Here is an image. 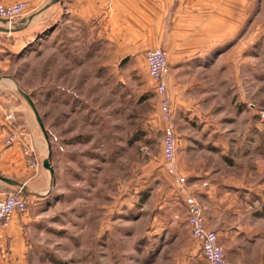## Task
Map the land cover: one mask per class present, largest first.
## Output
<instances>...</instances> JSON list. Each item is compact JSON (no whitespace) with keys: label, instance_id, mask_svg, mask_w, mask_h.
Here are the masks:
<instances>
[{"label":"rangeland","instance_id":"rangeland-1","mask_svg":"<svg viewBox=\"0 0 264 264\" xmlns=\"http://www.w3.org/2000/svg\"><path fill=\"white\" fill-rule=\"evenodd\" d=\"M27 3V14L14 23L29 14ZM28 27L9 37L0 34V99L26 105L54 169L46 192L38 198L24 195L26 215L34 219L26 228L27 263L206 264L186 223V202L169 184V176H179L178 162L173 175L161 157L166 123L146 61H94L66 46L64 24L62 32L48 24ZM260 46H251L248 67L234 63L231 89H213L210 61L184 63L190 105L172 104L176 161L193 141L188 144L193 160L207 173L201 186L217 184L219 194L223 185L233 186L230 199L222 195L214 212L196 199L207 218L222 219L229 232L225 243L246 246L247 264H264ZM19 89L35 103L46 136ZM214 149L226 150V157ZM237 227L251 232L252 240L235 238Z\"/></svg>","mask_w":264,"mask_h":264},{"label":"crops","instance_id":"crops-1","mask_svg":"<svg viewBox=\"0 0 264 264\" xmlns=\"http://www.w3.org/2000/svg\"><path fill=\"white\" fill-rule=\"evenodd\" d=\"M21 1L30 3L31 9L27 16L33 15L32 21L24 29L34 24H48L50 29L58 30L61 27L59 32H62L64 24L66 46L72 47L76 55L78 52L87 57L92 55L94 61L100 62L145 63L147 51L165 49L171 68L167 81L171 109L174 104L190 105L184 63L210 61L209 79L214 84L213 89L217 86L231 89L234 63L242 67L247 62L248 67L251 46L261 45L258 56H264V48H261L264 47V0H60L44 11L50 0H0V3ZM60 16L63 19L59 21ZM40 18H45L43 23L38 22ZM21 21L6 27H19ZM0 34L9 37L14 33ZM261 60L264 61V58ZM145 72L148 73L146 66ZM243 73L242 70V78ZM245 76H249V69ZM20 127L26 129L27 133L21 132L18 129ZM14 132L20 134L18 140L8 144ZM44 142L25 104L10 105L0 99V176L26 185L31 192L40 194L30 195L36 198L48 190L51 182V174L42 167L46 159ZM192 142L187 141L178 157L179 176H169V184L173 187L174 195L178 191L184 201L188 196L199 198L203 204L209 203V208L204 206L206 212L211 207V212H214L224 202L222 195H225V201L228 197L230 199L233 186L223 185V194L218 193L217 184L201 186L207 181L203 179V174L207 173L203 172L201 164H195L193 160L192 146L188 145ZM27 144L34 148L41 165L36 170L28 167L23 154V147ZM213 152L226 157V150L214 149ZM180 178L185 179V188L179 182ZM7 188L0 182L1 191ZM33 220L26 213L19 214L12 218L8 228L0 227V264H28L30 247L26 228ZM206 222L208 227L217 232L222 246L227 247L229 263L247 264L244 253L246 246L236 243L235 247H230L225 243L229 232L224 230L222 219L217 222L214 218L206 217ZM232 233H235V238L238 236V239L247 243L252 240L251 232H240L239 227Z\"/></svg>","mask_w":264,"mask_h":264},{"label":"built area","instance_id":"built-area-1","mask_svg":"<svg viewBox=\"0 0 264 264\" xmlns=\"http://www.w3.org/2000/svg\"><path fill=\"white\" fill-rule=\"evenodd\" d=\"M28 9L29 4L25 1L8 4L0 3V23L6 20L11 27L15 20L27 14ZM145 59L148 73L155 82V92L160 97V112L166 123L163 137V159L167 171L170 174L176 175V133L172 123L171 102L167 95V80L171 73L168 53L163 48L149 50L146 53ZM19 135V133L14 132L8 140V144L17 141ZM23 154L28 167L36 170L39 167V161L31 144L23 147ZM179 182L184 184L185 179L180 178ZM20 194L24 196L21 191L17 194L9 193L6 190L0 191L1 228H8L14 216L27 213L29 203L24 197L19 196ZM185 202L188 229L198 244L206 264H230L226 250L220 243L217 232L208 227L204 211L197 199L193 196H188Z\"/></svg>","mask_w":264,"mask_h":264},{"label":"water","instance_id":"water-1","mask_svg":"<svg viewBox=\"0 0 264 264\" xmlns=\"http://www.w3.org/2000/svg\"><path fill=\"white\" fill-rule=\"evenodd\" d=\"M59 2H60V0H50V2L46 5V7L43 8V11L44 10H47L48 8H50L53 5L58 4ZM32 19H33V15L24 17L22 19L19 27L13 26L12 28L6 27V26H8V21L4 20V21H2V26H0V32L1 33H10V32L12 33V32L21 31L22 29H24V27L26 25H28L32 21ZM19 93L23 96V98L26 100V102L28 103V105L33 110V112L35 114V117H36V120H37V122H38L41 130L45 133V136H46V130H45V127H44L42 118H41V116H40V114H39V112L37 110V107H36L35 103L33 102L32 98L27 93H25L24 91H22L20 89H19ZM43 167L50 172L51 176H53L54 169L51 166V162H50V159L49 158L48 159H45L43 161ZM0 182L4 183L8 187L18 189L24 195H29V196L30 195H40V194H36V193L31 192L30 190H28V188H27L26 185L21 184L20 182H18L16 180H13V179H9V178L0 176ZM52 183H53V181L51 180V184Z\"/></svg>","mask_w":264,"mask_h":264},{"label":"trees","instance_id":"trees-1","mask_svg":"<svg viewBox=\"0 0 264 264\" xmlns=\"http://www.w3.org/2000/svg\"><path fill=\"white\" fill-rule=\"evenodd\" d=\"M6 191H8V189H6ZM14 194H17V193H14ZM19 196H22V197H24L22 194H20Z\"/></svg>","mask_w":264,"mask_h":264}]
</instances>
